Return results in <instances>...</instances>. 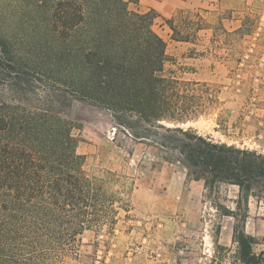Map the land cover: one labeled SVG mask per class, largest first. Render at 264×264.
I'll return each instance as SVG.
<instances>
[{"label":"trees","instance_id":"16d2710c","mask_svg":"<svg viewBox=\"0 0 264 264\" xmlns=\"http://www.w3.org/2000/svg\"><path fill=\"white\" fill-rule=\"evenodd\" d=\"M154 17L123 0H0V264H59L85 231L113 224L110 175H88L77 152L86 105L175 154L206 197L237 186L235 209L216 205L218 218H233L242 264H264L245 229L249 199L264 196V153L182 126L201 96L164 73Z\"/></svg>","mask_w":264,"mask_h":264},{"label":"rangeland","instance_id":"374dc122","mask_svg":"<svg viewBox=\"0 0 264 264\" xmlns=\"http://www.w3.org/2000/svg\"><path fill=\"white\" fill-rule=\"evenodd\" d=\"M170 49L166 47L164 73L182 82H196L194 93L201 96L197 120L182 126L264 153L260 54L249 52L241 42L232 51L234 63L245 53L253 57L249 62L244 58L242 65L236 63L233 79L225 81L222 75L216 81H195L181 74ZM204 83L209 90L201 85ZM78 112L74 129L79 138L77 152L85 157L88 175H110L107 179L113 184L106 190L115 199L116 213L113 224L104 221L85 231L76 249L59 264H177L172 259L178 260L177 256H186L190 250L203 251L206 257L193 258V264H242L232 237L234 220L229 216L219 219L216 210V205L235 209L237 186L221 184L206 197L203 181L187 175L175 154L149 140H133L116 127L106 110L86 105ZM248 207L245 229L255 237L254 252L263 259L264 196L251 197ZM163 253L171 256L163 257Z\"/></svg>","mask_w":264,"mask_h":264},{"label":"crops","instance_id":"0c3cea01","mask_svg":"<svg viewBox=\"0 0 264 264\" xmlns=\"http://www.w3.org/2000/svg\"><path fill=\"white\" fill-rule=\"evenodd\" d=\"M130 10L156 16L154 30L163 38L182 75L195 81L233 79L237 65L253 57L245 53L234 63L232 51L243 42L263 60L260 72L264 96V0H123ZM238 35L240 38L234 39ZM253 48H252V47ZM249 73V72H248ZM251 74V72H250ZM238 74H236L237 76ZM203 251L190 250L172 259L177 264H193L206 259ZM171 256L170 253L163 257ZM175 258V256L173 257Z\"/></svg>","mask_w":264,"mask_h":264}]
</instances>
